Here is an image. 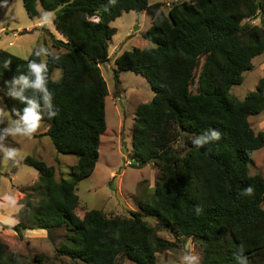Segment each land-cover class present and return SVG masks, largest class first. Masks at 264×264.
I'll return each instance as SVG.
<instances>
[{"label":"trees","instance_id":"16d2710c","mask_svg":"<svg viewBox=\"0 0 264 264\" xmlns=\"http://www.w3.org/2000/svg\"><path fill=\"white\" fill-rule=\"evenodd\" d=\"M12 1L0 0V6ZM22 4L30 19L53 12V24L66 39L51 40L57 53L47 57V86L57 115L42 121L56 152L77 161L69 180H57L53 166L26 157L24 163L38 173L32 191L40 196L25 200L24 220L5 227L20 239L27 230L62 231L56 252L71 264H122L121 259L158 264L156 255L176 250L177 244L157 236L143 219L150 216L177 240L188 238L202 246L199 264H241L245 259L264 264V177L249 174L251 153L264 147V132L255 134L248 120L264 111V80L242 101L229 93L264 53V0H179L167 12L164 3L148 0ZM129 12L150 17L142 37L155 47L122 52L114 60V73L141 75L153 91L152 100L136 109L132 146L138 165L155 163L159 181L152 198L136 200L138 211L129 216L88 210L80 218L76 187L93 173L106 131L108 89L99 64L109 60L116 34L110 24ZM37 48L28 59L0 50V96L13 119L17 112L23 115L25 105L8 96L10 82L28 73V61L43 59L34 55ZM6 61H11L7 68ZM195 140L207 143L198 148ZM179 142L181 148H174ZM249 186L254 194L244 195ZM45 263L43 255L24 263L0 242V264Z\"/></svg>","mask_w":264,"mask_h":264},{"label":"rangeland","instance_id":"374dc122","mask_svg":"<svg viewBox=\"0 0 264 264\" xmlns=\"http://www.w3.org/2000/svg\"><path fill=\"white\" fill-rule=\"evenodd\" d=\"M148 1L163 3L162 0ZM162 10L167 12L165 5ZM50 13L54 17V13ZM39 21L38 18L30 19L27 16L22 0H13L9 5L0 6V50L28 59L35 46L43 45L54 54L55 50L48 44L37 42L38 27L35 31L31 30V25ZM150 23V17L146 13L129 12L123 13L110 24L116 29V34L111 39L109 60L99 64L108 89L105 101L106 131L100 139L99 159L93 173L79 181L76 187V195L79 198V208L76 213L80 218L88 210L102 211L107 217L129 216L131 212L138 211L136 200L152 198L159 181V172L155 163L138 165L134 161L132 146V126L136 109L140 104L152 100L153 91L141 75L131 71H122L118 76L114 73V60L122 52L131 51L134 48L155 47L142 37V34L150 27ZM257 23L258 20L252 21V24ZM46 30L50 33V37L62 38L66 41L53 23ZM14 32L18 34L15 39L12 37ZM58 34L60 37L57 38ZM9 42L13 44L10 47ZM252 63L253 69L244 72L242 82L239 85H233L230 89V95L239 101L255 91L259 82L264 80V53L254 58ZM59 77L60 71L56 70L54 78ZM0 107H4L9 113V119H6L4 124H0V128L8 126L9 120L19 118H12L1 96ZM248 120L255 134L264 132V111L252 115ZM46 127L42 121L40 128L31 138L9 135L6 140L0 141L20 152L16 161H6L3 153H0V203H3L2 197L5 194L16 196L18 203L22 205L27 199L38 201L40 195L32 191L37 182L38 173L33 167L24 163L26 157L41 160L53 166L57 180L70 179V167L76 163V157L57 153L49 137L45 135ZM174 148H181V142ZM251 161L249 174H260L264 177V147L251 153ZM130 162L133 165H130ZM22 209L17 212L10 207L0 208V242L6 246L7 253L16 255L24 263L33 260L36 255H43L46 258L45 264H71L69 259L56 252L57 246L64 237L62 231L49 235L44 230H27L23 232V238L20 239L14 230L7 228L15 226L21 219L26 218ZM143 219L147 224L155 227L159 238L177 244L176 250L156 255L158 264H199L202 246L188 238L177 240L174 233L158 227L155 219L150 216H143ZM186 255L195 259L184 261L183 257ZM120 261L122 264H132L126 259Z\"/></svg>","mask_w":264,"mask_h":264},{"label":"clouds","instance_id":"9594fccd","mask_svg":"<svg viewBox=\"0 0 264 264\" xmlns=\"http://www.w3.org/2000/svg\"><path fill=\"white\" fill-rule=\"evenodd\" d=\"M115 3V0H110ZM165 5V4H164ZM53 15L51 13H44L41 18L40 26H50L52 24ZM34 55L36 57H44L39 62L36 60L28 61V73L14 76L11 80V87L8 91V96L13 99L19 100L25 105L23 115L19 112L16 115L19 117L16 120H9L6 127L0 128V141L6 140L9 135H20L31 138L40 128L41 122L46 116L52 119L57 115L52 104V93L48 89V64L47 57L52 53L43 45L39 46ZM58 59V56H54ZM11 61L5 62V67H9ZM31 90L33 95L27 96L25 93ZM38 94V95H37ZM9 119V113L5 111L4 107H0V124H4L5 120ZM212 139H219L217 132H212ZM198 148L203 147L207 140H195L193 142ZM0 153H3L4 159L16 161L20 156V152L16 148L8 147L4 143H0ZM254 194V189L249 186L244 189V195L251 196ZM3 203H0V208L10 207L19 212L24 205L19 204L16 196L12 194H5L2 197ZM10 219L11 217H7ZM195 257L184 256V261H191ZM241 264H249L248 260L241 261Z\"/></svg>","mask_w":264,"mask_h":264},{"label":"crops","instance_id":"0c3cea01","mask_svg":"<svg viewBox=\"0 0 264 264\" xmlns=\"http://www.w3.org/2000/svg\"><path fill=\"white\" fill-rule=\"evenodd\" d=\"M42 18V17H41ZM41 18H39L38 20H40L39 22H37L36 24L34 25H31V30H36V28L38 27V34H37V42H42L44 45L48 44L49 47H51L53 50L54 53L56 52V49H54L51 45V40H52V37L49 36L50 33L47 32L46 28L48 26H44V27H41L40 26V23H41ZM53 23V22H52ZM54 25V24H53ZM51 26V25H50ZM31 32V31H30ZM60 37V34L57 35V38ZM39 40V41H38ZM55 40H60V41H65V40H62V38L60 39H56ZM37 47V46H35ZM57 53V52H56Z\"/></svg>","mask_w":264,"mask_h":264},{"label":"built area","instance_id":"2783aa9c","mask_svg":"<svg viewBox=\"0 0 264 264\" xmlns=\"http://www.w3.org/2000/svg\"><path fill=\"white\" fill-rule=\"evenodd\" d=\"M166 7H169L171 3L178 2L179 0H162ZM12 37L15 39L18 37V34L16 32L12 33ZM12 42L8 43V46H12Z\"/></svg>","mask_w":264,"mask_h":264}]
</instances>
